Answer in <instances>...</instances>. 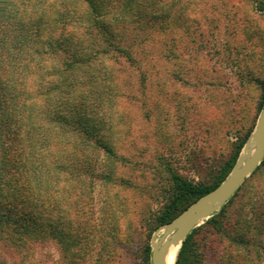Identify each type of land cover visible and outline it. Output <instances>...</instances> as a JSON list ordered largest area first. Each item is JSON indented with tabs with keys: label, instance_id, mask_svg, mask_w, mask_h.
Instances as JSON below:
<instances>
[{
	"label": "trees",
	"instance_id": "trees-1",
	"mask_svg": "<svg viewBox=\"0 0 264 264\" xmlns=\"http://www.w3.org/2000/svg\"><path fill=\"white\" fill-rule=\"evenodd\" d=\"M257 3L264 10V0ZM201 4L0 0V264H31L50 242L64 244L69 264L91 257V264L121 263L120 251L136 231L118 189L117 165L125 161L116 137L118 108L127 95L121 69L142 73L138 36L188 25ZM250 133L211 182L172 173L151 230L225 180ZM253 175L250 209L231 216L227 206L235 193L184 239L176 264H264V159ZM98 183L107 194L96 208ZM143 247L150 257L148 241ZM211 255H219L216 262Z\"/></svg>",
	"mask_w": 264,
	"mask_h": 264
},
{
	"label": "rangeland",
	"instance_id": "rangeland-1",
	"mask_svg": "<svg viewBox=\"0 0 264 264\" xmlns=\"http://www.w3.org/2000/svg\"><path fill=\"white\" fill-rule=\"evenodd\" d=\"M257 1L202 0L188 25L171 23L165 32L138 36L142 73L122 66L127 95L118 108L116 137L125 161L117 165L123 183L118 189L136 231L120 251V264H153L151 242L158 227L151 228L167 200L172 173L211 182L219 164L253 132L264 80V10ZM255 178L248 177L227 206L232 217L250 209L246 202ZM106 194L107 188L96 184V208ZM147 241L150 257L143 247ZM71 259L64 244L50 242L40 245L31 264Z\"/></svg>",
	"mask_w": 264,
	"mask_h": 264
},
{
	"label": "water",
	"instance_id": "water-1",
	"mask_svg": "<svg viewBox=\"0 0 264 264\" xmlns=\"http://www.w3.org/2000/svg\"><path fill=\"white\" fill-rule=\"evenodd\" d=\"M244 152L249 154L246 161L243 160ZM243 153L230 174L216 188L195 200L173 220L156 229L151 242L153 264H166L164 258L170 246L179 244L181 247L192 230L218 212L261 164L264 159V107L243 147ZM160 231L164 232L158 239Z\"/></svg>",
	"mask_w": 264,
	"mask_h": 264
},
{
	"label": "bare ground",
	"instance_id": "bare-ground-1",
	"mask_svg": "<svg viewBox=\"0 0 264 264\" xmlns=\"http://www.w3.org/2000/svg\"><path fill=\"white\" fill-rule=\"evenodd\" d=\"M252 148L253 150L255 149L254 146ZM242 155H243L244 161H246L249 157V154H247L246 152H244ZM179 248H180L179 244H172L170 246L164 258L166 264H176V259H177V254L179 252Z\"/></svg>",
	"mask_w": 264,
	"mask_h": 264
}]
</instances>
